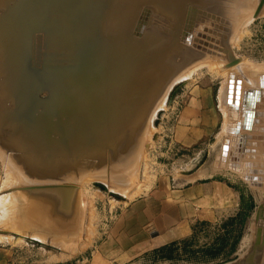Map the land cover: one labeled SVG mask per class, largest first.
<instances>
[{"label": "rangeland", "instance_id": "374dc122", "mask_svg": "<svg viewBox=\"0 0 264 264\" xmlns=\"http://www.w3.org/2000/svg\"><path fill=\"white\" fill-rule=\"evenodd\" d=\"M150 1L113 3L123 2V32L102 21L99 0H0V264H264V190L256 187L264 165H228L241 127L222 103L229 78L264 87V0ZM145 5L162 17L148 13L142 24ZM182 32L189 35L180 40ZM165 39L175 45L169 64L139 83L145 56L136 52ZM119 44L132 54L116 66ZM151 55L145 60L159 63ZM252 141L246 150L264 147ZM190 181H218L228 194L196 208L189 236L147 248L132 207L165 184Z\"/></svg>", "mask_w": 264, "mask_h": 264}, {"label": "bare ground", "instance_id": "6f19581e", "mask_svg": "<svg viewBox=\"0 0 264 264\" xmlns=\"http://www.w3.org/2000/svg\"><path fill=\"white\" fill-rule=\"evenodd\" d=\"M87 2L86 3H88V1H89V4L91 5V3L93 2H90V0H86ZM95 1V0H94ZM97 1V0H96ZM116 1H119V0H109V1H107V0H99V2H97V3H95L96 4V9L98 10L99 9V15H100V17H102V21L104 20V17L103 16H105V19L106 18H109L108 20H110V22H111V24H120V26H122V25H127V23L128 22H125L124 20L126 19L125 17H126V15H125V13H124V11L122 12V11H120L121 9H120V4H121V2H120V4H119V2H117L118 4H119V7H118V4H117V6H114L113 5V3L115 4L116 3ZM148 1V0H147ZM151 1H153V0H151ZM150 1V3H152ZM159 1V0H158ZM171 1V0H170ZM169 1V2H170ZM176 1V0H175ZM186 1H188V0H186ZM191 1V0H190ZM109 2V5L106 7V4ZM154 2H157V0H155ZM172 2V1H171ZM132 3H134V2H132ZM148 3V2H147ZM89 4H87V6L89 5ZM92 4H94V3H92ZM94 4V5H95ZM122 4H123V2H122ZM121 4V5H122ZM154 4V3H153ZM172 4V3H171ZM174 4V3H173ZM65 5H67V4H65ZM69 5H71V4H69ZM82 6L84 5V6H86L85 5V3L83 2L82 4H81ZM93 5V6H94ZM141 5V4H140ZM156 5H160L159 3H157ZM72 6H75L74 4L72 5ZM76 6H77V4H76ZM92 6V5H91ZM123 6V5H122ZM125 6V5H124ZM129 6V5H128ZM128 6H127V8H128ZM133 6V5H132ZM147 6H149V8H150V5H147ZM154 6H155V4H154ZM162 6V4L160 5V7ZM165 6V5H164ZM164 6H163V8H164ZM174 6V5H173ZM259 6H261L260 5V3H258L257 1L255 2V4L252 6L253 8L255 7H259ZM56 7V6H55ZM58 7V6H57ZM78 7V6H77ZM81 7V6H80ZM140 7H142V6H140ZM145 7H146V5L144 6V8H142V9H144V10H149V8L147 9H145ZM156 7V6H155ZM160 7H158V9L160 8ZM172 7V6H171ZM61 8H63V7H61ZM73 9H74V7H72ZM89 7H87V9H88ZM126 8V9H127ZM138 8V7H137ZM152 8V7H151ZM175 8H176V6H175ZM59 9H60V7H59ZM90 9V8H89ZM88 9V10H89ZM118 9H120V10H118ZM124 9V8H123ZM122 9V10H123ZM135 9L136 8H134L133 10V15H134V12H135ZM139 9V8H138ZM153 9V8H152ZM152 9H150L149 11L150 12H148V11H146V12H143L142 14H141V17L142 18H140V21H141V23L142 24H148L149 23V21H148V13H151L152 12ZM156 9V8H155ZM161 9V8H160ZM167 9V8H166ZM165 9V10H166ZM172 9H173V7H172ZM177 9V8H176ZM176 9H174L175 11H176ZM251 9V8H250ZM54 10V9H53ZM55 10H57V8L55 9ZM76 10V9H75ZM92 10V9H91ZM94 10V9H93ZM93 10L91 11V13L93 12ZM128 10H130V8L128 9ZM126 11V12H132V10L131 11ZM143 10V11H144ZM165 10H160V11H165ZM59 11V10H58ZM96 11V10H95ZM136 11H138L137 9H136ZM141 12H142V10H140ZM168 11V10H167ZM166 11V12H167ZM51 11H49V15L50 14H52L53 15V13H50ZM75 12V11H74ZM97 12V11H96ZM96 12H94V13H96ZM168 12H170V11H168ZM171 12H172V10H171ZM180 12V11H179ZM188 12H189V10H188ZM188 12H186L187 13V15H186V19L184 20L185 21V23L184 24H186L187 23V21H188V19H189V16H188ZM91 13L89 14V16L91 15ZM123 13V14H122ZM152 13H154V11L152 12ZM177 13H178V11H177ZM176 13V14H177ZM185 13V12H184ZM184 13H182L183 15H184ZM55 14V13H54ZM63 14H64V12H63ZM155 14V18H157L156 16H159V17H162V16H160V13H159V15H156V13H154ZM166 14V13H165ZM164 13H162L161 15H165ZM170 14V13H169ZM172 14H174V12H172ZM172 14H170L171 16H172ZM175 14V15H176ZM59 15V14H58ZM58 15H55V16H57L58 17ZM86 15H88V14H86ZM94 15V14H93ZM130 15V14H129ZM128 15V16H129ZM140 15V14H139ZM144 17H143V16ZM152 15V14H151ZM95 16V15H94ZM166 16V15H165ZM164 16V17H165ZM169 16V15H168ZM170 16V17H171ZM174 16V15H173ZM52 17V16H51ZM66 17H68V16H66ZM92 17V16H91ZM151 17V16H150ZM149 17V18H150ZM163 17V18H164ZM54 18V17H53ZM89 18V17H88ZM133 18H135V17H132V19ZM139 18V17H138ZM167 18V17H166ZM173 18H176L175 16L173 17ZM83 19H84V17H83ZM131 19V20H132ZM136 19V18H135ZM135 19H133L134 21H135ZM150 19H152V18H150ZM158 19V18H157ZM155 20L156 22L157 21H159V20ZM86 20V19H85ZM90 20V19H89ZM100 20V19H99ZM107 20V19H106ZM107 20V21H108ZM137 20V19H136ZM153 20V21H154ZM166 21H167V19H165ZM70 21V20H69ZM134 21H131V22H134ZM152 21V20H151ZM161 22H163L162 20H160ZM68 22V21H67ZM87 22V21H86ZM101 22V21H100ZM168 22H170V21H168ZM71 23V22H70ZM140 23V24H141ZM151 23V22H150ZM107 24V23H106ZM133 24V23H132ZM164 24V23H163ZM88 25V24H87ZM103 25H105V23H103L102 25L100 24V27H102ZM108 25V24H107ZM131 25V24H130ZM129 25V26H130ZM153 25V24H152ZM155 25V24H154ZM153 25V26H154ZM164 25H166V24H164ZM187 25V24H186ZM129 26H128V29H129ZM152 26V28H154ZM168 26V25H167ZM63 27V26H62ZM68 27V26H67ZM124 26H122V28H123ZM155 27H156V25H155ZM172 27H173V25H172ZM171 27V30L172 29H174V28H172ZM96 28H97V26H96ZM95 28V29H96ZM99 28V27H98ZM97 28V29H98ZM126 28V27H125ZM133 28V27H132ZM147 28H151V27H148L147 26ZM147 28H145V29H147ZM170 28V27H169ZM85 29H88V28H86L85 27ZM92 29V28H91ZM97 29H96V31H97ZM104 29V28H103ZM140 29H142V27H140ZM156 29V28H155ZM177 29V28H176ZM102 30V29H101ZM127 30V29H126ZM89 31V30H88ZM88 31H86V32H88ZM91 31V30H90ZM89 31V32H90ZM93 31V30H92ZM104 31H106V30H104ZM103 31V32H104ZM123 32H124V28H123V30H122ZM132 31V30H131ZM137 31H138V29H137ZM137 31H136V33H137ZM147 31H149V30H147ZM147 31H146V33H147ZM169 31V30H168ZM173 31V30H172ZM175 31V30H174ZM173 31V32H174ZM178 31V30H177ZM102 32V31H101ZM117 32V31H116ZM133 32V31H132ZM143 32H144V29H143ZM142 32V35H144V33ZM170 32V31H169ZM176 32V31H175ZM131 33V32H130ZM145 33V34H146ZM157 33H158V30H157ZM165 33V32H164ZM163 33V34H164ZM177 33V32H176ZM195 33V32H194ZM93 34H95V33H93ZM101 34V33H100ZM132 34V35H131ZM130 34V36H133V33H131ZM135 34V33H134ZM139 34H140V31H139ZM160 34H161V32H160ZM159 34V37L161 36ZM169 34V33H168ZM170 34H172V32L170 33ZM59 35V34H58ZM87 36H88V34H86ZM99 35V34H98ZM166 35V34H165ZM184 35L185 36H188L189 34H187V33H185V32H182L181 33V36H180V40H182L183 39V37H184ZM198 36H199V34H197ZM61 36V35H60ZM93 37H95L96 36V34L95 35H92ZM153 36H157L156 34H153ZM163 36V35H162ZM161 36V38H163ZM167 36H169V35H167ZM176 36V35H175ZM67 36H65V38H66ZM71 37H73V36H71ZM91 37V36H90ZM133 37H135V36H133ZM142 36H140L139 38H141ZM158 37V36H157ZM200 37V36H199ZM54 38V37H53ZM65 38H63L62 37V39L64 40ZM69 38V37H68ZM137 38H138V36H137ZM137 38H134V39H137ZM138 38V39H139ZM142 38H144V37H142ZM141 38V39H142ZM170 38V37H169ZM61 39V38H60ZM67 39V38H66ZM137 39V40H138ZM160 39V38H159ZM190 39V38H189ZM55 40V39H54ZM57 40H58V38H57ZM136 40V41H137ZM167 40H169V39H167ZM166 39L165 40H163L162 42L160 41V40H156V41H160V45H158L157 46V44L155 45V44H153V43H149V42H144V45L143 44H141V45H143V46H141L140 48L142 49V50H140V51H138V52H136L137 54H135V55H140V56H145L146 58H150V54H152V55H154L155 54V52H158V56H159V63H157L156 65H153L152 63H153V61H152V63H150L149 61V59H146L145 60V57H143L142 58V60L144 59V61H142V62H144L143 63V70H142V72H140V74H138L137 75V79H138V81H139V83L141 82V81H143V83L145 82V81H147L148 79H150V80H152L153 79V76H152V72H153V70H154V68H158V72H160L167 64H169V61H170V58H171V56H169V55H172L171 54V51L173 50V46H175L174 45V42H173V45H172V43H170V42H168ZM68 41V40H67ZM67 41H66V43H67ZM86 41V40H85ZM93 41V40H92ZM139 41V40H138ZM151 41V40H150ZM170 41V40H169ZM211 41H213L212 39H211ZM58 42V41H57ZM196 42V41H195ZM56 43V42H55ZM146 43V44H145ZM159 43V42H158ZM59 44V43H58ZM61 44H63V43H61ZM129 45V44H128ZM194 45V44H193ZM3 46V45H2ZM87 46V45H86ZM132 46V45H131ZM131 46H127V44H119V45H116L115 46V50H118L117 52H119V53H117V55L115 56V58H116V62H118V63H116V66H119V64L122 62H125V61H127V57H128V55H130V54H132V49H131ZM140 46V45H139ZM143 47V48H142ZM137 48V47H136ZM197 48V47H196ZM199 48H200V46H199ZM138 49V48H137ZM198 49V48H197ZM8 50V49H7ZM145 50V52L144 53H146V54H144L143 55V51ZM199 50H201V49H199ZM133 52L135 53V51L133 50ZM151 55V56H152ZM136 57V56H135ZM94 58V57H93ZM136 59V58H135ZM141 59V58H140ZM140 59H139V57H138V60L136 59V61H139L140 62ZM152 59V58H151ZM121 60V61H120ZM123 60V61H122ZM153 60V59H152ZM154 60H156V59H154ZM120 61V62H119ZM156 61H158V60H156ZM94 62V61H93ZM96 63V62H95ZM121 63V64H122ZM99 64V63H98ZM124 64V63H123ZM140 64V63H139ZM105 66V65H104ZM131 68V67H130ZM134 68V67H133ZM94 70V69H93ZM102 70V69H101ZM155 71V70H154ZM122 72V70L120 69V72H119V74ZM157 72V73H158ZM134 73V72H133ZM89 78V77H88ZM96 78V77H95ZM131 78H133V77H131ZM129 79V78H128ZM133 80H135V79H133ZM228 80H230V78L229 79H227V81H226V83H225V85H224V92H223V97H222V103H223V106H224V109H225V103L227 104V110H226V113H227V116L229 117L230 115L234 118V119H236L237 121H238V125H239V127H241L240 129L241 130H239L240 131V134L238 135H236V136H232L233 138H232V140H231V142H230V145H229V149H228V165L229 166H231L232 164H235L236 166H241L240 168H246V169H248L250 166L252 167V162H255V164L256 165H254V166H257V167H262L263 165H264V161L260 158V156H264V153L262 152L263 150H264V147H253L252 149L253 150H246L247 149V146H249V142L250 141H252V140H248V139H250L251 138V136L250 135H253L254 137L256 136V137H263L264 138V133H259V132H256V133H254L255 131H254V129L256 128V127H264V125H261V124H258V121H259V118H262L261 116H258L257 114H259L260 113V110H259V105L261 104V103H263L264 104V102H261L262 101V97H264L263 96V94H262V92H264V87H262V88H255V86H256V84H254L253 82H250V84L252 85V87H250V86H245V83H244V86H243V82H241V80H239V81H237V80H235L234 82H233V85L231 84V83H229L228 84ZM26 81V80H25ZM137 81V80H136ZM236 81H237V84H235L236 83ZM244 81V80H243ZM241 82V84H239ZM13 83H14V81H13ZM129 83H131V82H129ZM134 83V82H133ZM138 83V82H137ZM231 84V85H230ZM239 84V85H238ZM11 85V84H10ZM229 85V87H234L233 88V90L231 91L230 90V92L229 93H227V89H228V86ZM255 85V86H254ZM250 87V88H249ZM252 88V89H251ZM76 89V88H75ZM239 91V92H241L240 94H241V98H233V96L235 97V91ZM136 91V90H135ZM140 91V90H139ZM262 91V92H261ZM71 92V91H70ZM72 93V92H71ZM70 93V94H71ZM75 93H77V92H75ZM74 93V96L76 95ZM132 93L133 92H130V94H131V96H132ZM233 95H232V94ZM79 95H80V92L78 93ZM77 94V95H78ZM85 94V93H84ZM84 94H83V92H82V95L81 96H84ZM138 94V93H137ZM68 95V97H69V94H67ZM136 94L134 93V96H135ZM228 95L230 96L229 98H228ZM231 95H232V98H231ZM72 97H73V94L71 95ZM128 96H129V94H128ZM222 96V95H221ZM240 96V95H239ZM63 97H64V95H63ZM140 97V96H139ZM111 98V97H110ZM114 98V97H113ZM228 98V99H227ZM65 99V98H64ZM69 99V98H68ZM73 100H76V99H74V98H72ZM85 99V104L88 102V98H84ZM66 100V99H65ZM73 100L71 101V102H73ZM86 100H87V102H86ZM227 100H229L230 102H227ZM61 101V100H60ZM55 102V101H54ZM61 102H63V101H61ZM65 102H63V104H64ZM69 103V102H68ZM73 103H78V102H73ZM81 103V102H80ZM58 104V103H57ZM66 105H67V101H66V103H65ZM79 104V103H78ZM81 104H83V103H81ZM80 104V105H81ZM90 104V103H89ZM89 104H86V105H88L89 106ZM54 105V104H53ZM59 106L60 105H62V104H58ZM71 105V104H70ZM70 105H68V107L70 106ZM79 105V106H80ZM84 105V104H83ZM72 106V105H71ZM70 106V107H71ZM76 105H74V107H75ZM88 106L86 107V109L84 110V111H86L87 110V108H88ZM63 107V106H62ZM61 107V108H62ZM77 108H79L78 106H76ZM82 106H80V108H81ZM58 108H60V107H58ZM60 108V109H61ZM73 108V107H72ZM75 109V108H74ZM83 109H84V107H83ZM83 109H82V111H83ZM160 108L159 107H156L155 108V110H154V113H153V115H151V117H153V116H155V114H156V111L157 110H159ZM72 110V112H73V109H71ZM78 110V109H77ZM76 110V111H77ZM70 111V110H69ZM82 111H79L78 110V115H80L81 114V112ZM83 111V112H84ZM67 112V111H66ZM80 112V113H79ZM69 113V112H68ZM67 113V114H68ZM71 113V112H70ZM69 113V114H70ZM74 113H75V111H74ZM66 114V113H65ZM82 114H84V113H82ZM81 116V115H80ZM151 119V118H150ZM149 119V120H150ZM154 119V118H153ZM264 119V118H263ZM72 120V119H71ZM74 120V119H73ZM72 120V121H73ZM152 119L150 120V122H149V124L151 125L152 124ZM235 121V120H234ZM234 123H236V122H234ZM234 124H232V126H233ZM227 129V128H226ZM263 131H264V128H263ZM241 133H245V134H241ZM246 134H249V135H247V136H245ZM234 135V134H233ZM16 140H18V139H16ZM19 141V140H18ZM264 142V139L263 140H253L252 142L253 143H255V142ZM19 144V143H17V142H15L14 141V144ZM15 144V145H16ZM244 150H246V152H251V154L249 155L250 157H248L249 159L247 160V158H245V154H246V152L244 151ZM261 151V152H259V151ZM252 155V156H251ZM248 156V155H247ZM246 156V157H247ZM233 166V165H232ZM231 166V167H232ZM236 166H234V167H236ZM233 167V168H234ZM236 168H239V167H236ZM232 169V168H231ZM246 169H241L240 171H242V172H244V170H246ZM252 170V169H251ZM249 171V170H248ZM247 171V172H248ZM263 172V171H262ZM262 172H260V173H258V174H262ZM238 173V172H237ZM246 173V172H245ZM245 173H239V174H244L245 175ZM251 173V172H250ZM246 174H248V173H246ZM263 175V174H262ZM244 177V176H243ZM247 177H248V175H247ZM247 180V179H246ZM260 180H262V179H260V177L258 176L257 177V181H260ZM248 182V181H247ZM249 182H251V181H249ZM264 182V181H263ZM252 183V182H251ZM256 183H258V182H256ZM259 185L258 186H256L257 188H260V189H263L264 190V186H262V185H260V182L258 183ZM254 184L252 183V186H253ZM255 186V185H254ZM264 209V208H263ZM264 211V210H263Z\"/></svg>", "mask_w": 264, "mask_h": 264}, {"label": "crops", "instance_id": "0c3cea01", "mask_svg": "<svg viewBox=\"0 0 264 264\" xmlns=\"http://www.w3.org/2000/svg\"><path fill=\"white\" fill-rule=\"evenodd\" d=\"M173 186L165 184L148 199L132 207V211L141 215L140 233L142 244L147 248L165 246L186 238L190 234L189 223L196 208L228 194L226 186L218 181L175 182Z\"/></svg>", "mask_w": 264, "mask_h": 264}, {"label": "water", "instance_id": "95a60500", "mask_svg": "<svg viewBox=\"0 0 264 264\" xmlns=\"http://www.w3.org/2000/svg\"><path fill=\"white\" fill-rule=\"evenodd\" d=\"M140 18H141V16H139V18H138V21L140 20ZM139 23H137V21H136V24H135V27L133 28V30H134V32L137 30V25H138ZM145 25V24H144ZM230 92V90L228 91V93ZM262 94H264V92H262ZM230 96L228 95V98H229ZM227 102H230L229 100H227ZM258 116H264V112L263 113H259V114H257ZM262 123V122H264V121H258V123ZM256 130V128L254 129V131ZM257 130H259V131H261V129H258L257 128ZM223 146H222V154H221V160L220 161H222L223 162V160H222V157H225V154H226V150H227V143H228V141L227 140H224L223 141ZM245 151V150H244ZM221 165V164H220ZM263 232H264V230H263ZM264 241V240H263ZM262 241V242H263ZM258 242V243H257ZM254 244L256 245H260V243H259V240L257 239V234H256V237H255V241H254Z\"/></svg>", "mask_w": 264, "mask_h": 264}]
</instances>
